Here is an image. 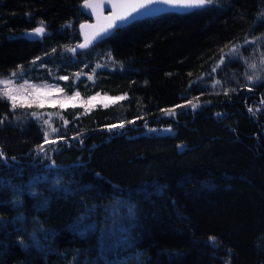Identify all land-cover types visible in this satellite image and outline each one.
I'll use <instances>...</instances> for the list:
<instances>
[{"label":"trees","instance_id":"obj_1","mask_svg":"<svg viewBox=\"0 0 264 264\" xmlns=\"http://www.w3.org/2000/svg\"><path fill=\"white\" fill-rule=\"evenodd\" d=\"M82 1L0 0V77L36 64L123 98H0V264H264V78L249 70L264 0L161 12L77 51Z\"/></svg>","mask_w":264,"mask_h":264},{"label":"rangeland","instance_id":"obj_2","mask_svg":"<svg viewBox=\"0 0 264 264\" xmlns=\"http://www.w3.org/2000/svg\"><path fill=\"white\" fill-rule=\"evenodd\" d=\"M91 55L94 58L98 56L103 58L104 56L100 51L92 52ZM249 64L251 74L254 73L256 76L259 75V77L264 78L261 75L264 72V53L255 57L253 56ZM34 66L36 67H32L33 69L27 74L19 71L15 75L0 77V81H10L7 86L0 83V98L12 104V100L2 95L5 88H7L8 93L16 97L17 106L20 104H35L39 107L48 106L59 107L61 109L78 106L83 111H87L98 105L109 106V104H115L121 100L117 99L121 98V95L117 96L101 92L86 95L85 97L77 89L68 90L63 88L59 80H64L61 79L64 76L54 73V77L60 79H47L42 72H38V66L36 64Z\"/></svg>","mask_w":264,"mask_h":264},{"label":"water","instance_id":"obj_3","mask_svg":"<svg viewBox=\"0 0 264 264\" xmlns=\"http://www.w3.org/2000/svg\"><path fill=\"white\" fill-rule=\"evenodd\" d=\"M140 3H144L145 7H138L127 19L115 20L112 28L102 31L114 13L124 15L130 11L127 5H139ZM86 4H91L93 7H87ZM195 8L201 7H181L165 3L163 0H83L80 4V11L87 19L83 20L78 26L79 41L75 43L73 48L74 50L82 51L92 47L96 42L106 38L114 30H117V28H121L139 18L150 17L161 14V12H189ZM82 25L85 27H82ZM40 27L42 26L39 25L38 27L28 29L23 32L22 36L27 40H39L43 36L44 31L42 34H36L34 30ZM80 45H85V47H80Z\"/></svg>","mask_w":264,"mask_h":264},{"label":"snow or ice","instance_id":"obj_4","mask_svg":"<svg viewBox=\"0 0 264 264\" xmlns=\"http://www.w3.org/2000/svg\"><path fill=\"white\" fill-rule=\"evenodd\" d=\"M163 2L165 3H169V4H173V5H178L181 7H203L205 4H210L213 2V0H163ZM87 7H93V5L91 4H86ZM115 7V5H114ZM128 8H130V11H128L126 14L124 15H120V14H116L114 13L113 16L111 18H109V22L107 24V26L102 29V31H107L108 29L113 27L114 21L115 20H125L127 19V17L131 16L133 12H135L137 10V8H143L145 7L144 3H140L139 5H127ZM82 27H85L82 25ZM36 34H42L44 29L43 27L40 28H36L35 30ZM80 47H85V45H80ZM13 75H15V73H13ZM61 79H67V77H61ZM0 83L5 84L6 86L10 83V81H0ZM3 96H6L8 99L12 100V106L13 108H15L17 106L16 103V97L14 95H10L7 91V88H5V90L2 93ZM117 99H123L121 98H117ZM195 106V105H193ZM251 111V109H250ZM36 114L33 113V116H35ZM120 127H123V125L121 124ZM55 131V129L53 130ZM45 138H47V134H45ZM41 150L42 147H41ZM4 154L2 152H0V158H3Z\"/></svg>","mask_w":264,"mask_h":264}]
</instances>
